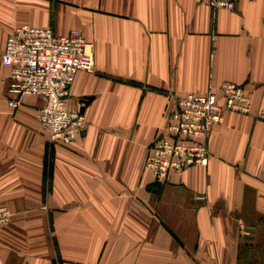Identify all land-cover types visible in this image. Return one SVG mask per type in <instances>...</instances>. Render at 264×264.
<instances>
[{
  "label": "crops",
  "instance_id": "obj_1",
  "mask_svg": "<svg viewBox=\"0 0 264 264\" xmlns=\"http://www.w3.org/2000/svg\"><path fill=\"white\" fill-rule=\"evenodd\" d=\"M81 31L95 58L68 100L86 130L53 143L46 104L9 105L6 41L22 25ZM242 85L206 167L158 183L148 148L180 98ZM92 100L84 107L82 101ZM0 264H264V0H0Z\"/></svg>",
  "mask_w": 264,
  "mask_h": 264
},
{
  "label": "built area",
  "instance_id": "obj_2",
  "mask_svg": "<svg viewBox=\"0 0 264 264\" xmlns=\"http://www.w3.org/2000/svg\"><path fill=\"white\" fill-rule=\"evenodd\" d=\"M213 13L233 11L238 0H206ZM89 43L78 29L58 35L51 27L28 24L9 35L3 61L10 67L9 105L17 110L26 96H39L46 104L38 121L51 142L69 145L83 136L86 116L69 107V97L78 73L93 71L95 58ZM224 103L214 92L189 93L179 99L168 116L162 133L148 148L145 168L158 183H166L174 173L191 167H206L210 150L207 141L213 127L228 112L250 114L251 97L242 85L224 83ZM12 213L0 202V227L8 224Z\"/></svg>",
  "mask_w": 264,
  "mask_h": 264
},
{
  "label": "water",
  "instance_id": "obj_3",
  "mask_svg": "<svg viewBox=\"0 0 264 264\" xmlns=\"http://www.w3.org/2000/svg\"><path fill=\"white\" fill-rule=\"evenodd\" d=\"M91 100H92L91 97L85 98L84 101H82V104H84V107L87 106ZM83 111H84V108L81 110V112Z\"/></svg>",
  "mask_w": 264,
  "mask_h": 264
},
{
  "label": "rangeland",
  "instance_id": "obj_4",
  "mask_svg": "<svg viewBox=\"0 0 264 264\" xmlns=\"http://www.w3.org/2000/svg\"><path fill=\"white\" fill-rule=\"evenodd\" d=\"M256 257L255 258H260V255H261V258L264 259V253L262 251H259L258 253H256Z\"/></svg>",
  "mask_w": 264,
  "mask_h": 264
}]
</instances>
